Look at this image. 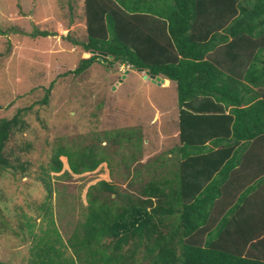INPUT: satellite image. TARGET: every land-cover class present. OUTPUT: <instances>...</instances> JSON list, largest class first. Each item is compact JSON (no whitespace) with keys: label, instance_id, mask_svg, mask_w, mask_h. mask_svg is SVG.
<instances>
[{"label":"trees","instance_id":"trees-1","mask_svg":"<svg viewBox=\"0 0 264 264\" xmlns=\"http://www.w3.org/2000/svg\"><path fill=\"white\" fill-rule=\"evenodd\" d=\"M84 8L86 40L72 42L85 52L108 56L81 58L64 74H81L100 58L149 70L176 82L179 106L178 144L172 156L146 168L150 179L138 195L104 179L99 180L102 190L90 193V209L98 212V201L104 208L88 218H93L89 235L111 238L100 246L105 256L98 263L264 264V220L260 232L246 233L239 204L219 207L225 189L215 176L239 138L264 140V0H84ZM9 32L19 31L0 26L1 35ZM55 34L37 28L28 33ZM53 82L45 89L44 103ZM24 110L0 118V170L14 167L5 147L14 130L27 127ZM101 138L136 148L122 159L127 170L129 164L145 162L137 155L144 141L138 127L105 130ZM61 157L67 158L68 169L60 178L69 171H94L104 162L112 166L105 147L98 151L94 144L58 146L50 164L56 173L64 167ZM140 169L131 181H143ZM107 202L114 203L111 219L112 213L102 215L108 214ZM99 220L107 227L101 233L94 225Z\"/></svg>","mask_w":264,"mask_h":264},{"label":"rangeland","instance_id":"rangeland-1","mask_svg":"<svg viewBox=\"0 0 264 264\" xmlns=\"http://www.w3.org/2000/svg\"><path fill=\"white\" fill-rule=\"evenodd\" d=\"M0 26L19 31L0 34V118L25 109L27 123L24 130L11 133L5 147L15 168L0 170V260L99 264L105 256L100 246L111 238L101 233L107 227L100 220L94 225L102 235H89L93 218H88L104 208L98 201L94 205L98 212L91 210L89 195L102 190V179L138 195L150 179L146 168L172 156L170 151L178 144L177 84H158L145 77V70L101 58L81 74H64L92 55L72 42L87 37L84 0H0ZM36 28L56 34L29 36ZM131 127L141 131L144 141L137 155L145 162L129 164L127 170L122 159L136 148L102 141L101 134ZM92 144L98 151L105 147L112 166L104 162L94 171H69L60 178L68 169L67 158L61 157L63 170L52 171L58 146L77 149ZM137 168L143 170V181L138 177L131 181ZM107 203L108 214L102 215L112 213L111 219L114 203ZM106 252L111 255L113 249Z\"/></svg>","mask_w":264,"mask_h":264},{"label":"crops","instance_id":"crops-1","mask_svg":"<svg viewBox=\"0 0 264 264\" xmlns=\"http://www.w3.org/2000/svg\"><path fill=\"white\" fill-rule=\"evenodd\" d=\"M164 80L167 81L164 83L165 86L171 82L166 78ZM254 130L257 131L256 127ZM239 140L232 152L230 150L228 154H224L227 156L215 174L222 188L225 189L222 205L219 207L223 209L227 205L230 208L231 205L239 204L241 206L239 212L246 222L243 226L246 233L254 231L255 228L260 232V222L264 220V155L260 154L264 147V140L260 137L239 138ZM230 143L232 145V141ZM234 143L233 141V145ZM224 147H226L225 144Z\"/></svg>","mask_w":264,"mask_h":264},{"label":"water","instance_id":"water-1","mask_svg":"<svg viewBox=\"0 0 264 264\" xmlns=\"http://www.w3.org/2000/svg\"><path fill=\"white\" fill-rule=\"evenodd\" d=\"M90 53L91 54L98 53V54L103 55V56L107 55L106 52H97L96 50H91ZM145 77L150 78L153 82H157L158 84H161L162 82L165 81L164 78H162L160 75H154L149 70L145 71Z\"/></svg>","mask_w":264,"mask_h":264},{"label":"clouds","instance_id":"clouds-1","mask_svg":"<svg viewBox=\"0 0 264 264\" xmlns=\"http://www.w3.org/2000/svg\"><path fill=\"white\" fill-rule=\"evenodd\" d=\"M140 70H144V69H140ZM146 71V70H145ZM162 77V76H161ZM162 78H166V77H162ZM150 79V78H149ZM166 79H168V78H166ZM170 80V79H169ZM171 81V80H170Z\"/></svg>","mask_w":264,"mask_h":264}]
</instances>
